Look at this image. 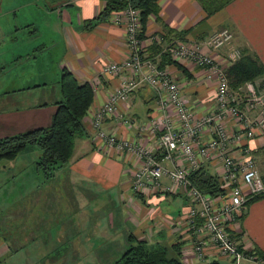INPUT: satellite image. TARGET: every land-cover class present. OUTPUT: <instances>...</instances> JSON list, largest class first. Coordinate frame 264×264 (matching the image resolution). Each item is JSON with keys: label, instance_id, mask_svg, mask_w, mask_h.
I'll use <instances>...</instances> for the list:
<instances>
[{"label": "crops", "instance_id": "1", "mask_svg": "<svg viewBox=\"0 0 264 264\" xmlns=\"http://www.w3.org/2000/svg\"><path fill=\"white\" fill-rule=\"evenodd\" d=\"M45 6L57 13L62 21L58 28L61 36L59 45L64 49L59 61L61 75L52 81L59 84L58 96L51 102L39 100L23 105L16 101L12 107L0 106V127L12 135L51 125L57 110L56 102L62 99L60 80L65 68L75 73L80 82L91 84L94 101L84 116L85 131L76 140L72 158L60 168L64 175V179L59 181L60 191L42 195L41 213L32 212L28 220L33 221L26 223L29 229L30 226L42 229L41 235L50 236L46 240L41 239L45 245L42 264H65L68 260L72 264L83 261L88 264H115L136 240L166 245L170 256L175 254L172 246L182 243V260L186 263L210 264L218 261L226 264L227 259L219 256L211 246L207 247L205 260H199L194 255L193 234L187 225L190 199L183 188L170 189L171 180L163 177L159 188L149 187L144 192H136L133 189V174L142 162L130 152L103 147L93 138L96 112L121 83V75L105 74L103 68L108 63L122 62L130 56L126 27L116 21L118 11L112 12L107 19L97 21L95 18L104 9L105 0H55L45 3ZM223 28L232 29L234 40L213 51L221 63H229L234 49H249L264 64V0H231L213 14H208L200 0H160L159 14L151 16L147 23L143 38L144 55L160 66L167 52V42L184 40L202 43ZM164 32L167 33L165 41H153V36ZM38 39L43 42L34 46ZM44 39L41 34L39 38L29 40L27 48L15 46L13 58L18 59L19 56L21 60L25 56L38 59L51 47ZM55 45L54 42L52 46ZM202 50L209 52L204 45ZM164 61L166 65L160 67L180 83L181 94L194 107L196 117L212 112L216 107L217 86L214 79L207 77L208 71L190 60ZM28 75V80L18 79L14 91L34 87L48 90L49 77L39 73V79H35L33 72ZM256 80L262 83L264 77ZM117 107L123 118L116 114L106 117L103 128L107 133L139 143L167 167L186 166L179 153L174 155V160H168L159 149L163 118L170 114L177 128L180 122L173 111L160 107L158 94L150 84L140 83L130 93L128 102H119ZM225 124L230 133L239 127L234 121L227 120ZM256 132L255 138L235 146L233 155L238 158L252 155L264 175V132L258 129ZM211 137L206 129L202 140L207 142ZM200 168L217 176L222 172L216 158L202 159L200 166L191 172V181L193 172ZM237 222L242 249L264 254V197L248 203ZM18 242L0 235V264H11V257L21 249V245L13 247Z\"/></svg>", "mask_w": 264, "mask_h": 264}, {"label": "built area", "instance_id": "2", "mask_svg": "<svg viewBox=\"0 0 264 264\" xmlns=\"http://www.w3.org/2000/svg\"><path fill=\"white\" fill-rule=\"evenodd\" d=\"M116 21L126 27L130 56L122 62L108 63L103 68L105 74L121 75V83L95 114V142L120 152H130L142 162L133 174V189L136 192H144L149 187L159 188L163 177L171 180L170 189H184L190 199L187 225L193 234L192 250L199 260H205L207 247L211 246L219 256L227 259L226 264H264V256L256 250L242 249L236 227L248 203L264 195V175L252 155L239 158L233 155L235 146L256 137V129L264 132V82L250 80L239 90L231 87L226 69L242 56L241 50L234 49L227 64L221 63L213 54V51L232 43L234 35L229 28L213 33L202 43L184 40L167 42L165 51L174 60L193 61L208 71L209 79L216 81L215 109L197 118L194 107L181 94L180 83L144 55L141 10L132 6L120 10ZM166 34L155 35L152 39L161 43L165 41ZM202 45L209 52H204ZM142 82L156 90L160 107L173 111L180 122L177 128L170 114L163 118L159 149L168 160H174V155L179 153L186 166L167 167L139 143L104 130V119L113 114L122 117L118 113V103L128 102L130 93ZM227 120L234 121L238 129L230 133L225 124ZM206 129L212 137L204 142L202 137ZM245 151L249 153L248 149ZM212 158H216L222 167L219 178L223 191L217 195L202 191L190 180L191 172L200 166L201 160Z\"/></svg>", "mask_w": 264, "mask_h": 264}, {"label": "rangeland", "instance_id": "3", "mask_svg": "<svg viewBox=\"0 0 264 264\" xmlns=\"http://www.w3.org/2000/svg\"><path fill=\"white\" fill-rule=\"evenodd\" d=\"M53 1L55 0H0V106L12 107L16 101L23 105L37 103L39 100L51 102L58 96L59 84L52 81L61 75L59 61L64 49L59 45L61 36L58 28L62 23L61 18L45 6V3ZM229 30L233 33L232 29ZM41 34L51 47L41 53L38 59L25 56L21 60L19 56L18 59L13 58L15 46L27 48L28 41L39 38ZM38 41L34 46L43 42L39 39ZM53 41L56 43L55 47L52 46ZM30 72H33L35 79H39V73L49 77L48 90L34 87L30 90L14 91L15 85L18 86V79L28 80ZM10 133L0 127V138L15 135H9ZM41 155L42 149L39 145H29L14 159H4L0 163V235L17 239L19 242L13 247L21 245V249L11 257V264H42L45 245L41 239L50 237L41 235L42 229H34L32 226L29 229L26 223L33 221L28 220L29 214L41 213L42 195L60 191L59 181L64 179L60 168L66 163L54 170L53 177H49L38 166ZM54 205L57 206V203ZM63 247L66 249L67 246ZM70 262L68 260L65 264H72ZM80 264L88 262L83 261Z\"/></svg>", "mask_w": 264, "mask_h": 264}, {"label": "trees", "instance_id": "4", "mask_svg": "<svg viewBox=\"0 0 264 264\" xmlns=\"http://www.w3.org/2000/svg\"><path fill=\"white\" fill-rule=\"evenodd\" d=\"M230 1L200 0L208 14H213ZM130 6L141 10V38H144L148 20L151 16L157 17L159 14L160 0H105L104 9L95 20L107 19L112 12ZM241 52L242 56L226 69L230 85L234 90H239L247 81L264 77V64L261 59L249 49H242ZM165 59L169 63L176 62L170 53L165 52L160 66L166 65ZM60 85L62 99L56 102L57 110L51 125L0 138V163L4 159H14L29 145L37 144L42 149L38 166L48 176H52L54 170L72 158L76 140L85 131L83 119L94 101V89L90 83L80 82L75 73L67 68L62 73ZM191 179L194 185L210 195H217L223 191L219 176L207 174L201 168L193 172ZM262 197L264 195L257 196L251 201ZM132 237L131 235L130 238ZM172 249L175 254L170 256L169 247L166 245L151 243L148 240H136L115 264H190L182 260V243L173 245ZM257 252L264 256L262 252ZM210 264L220 263L214 261Z\"/></svg>", "mask_w": 264, "mask_h": 264}]
</instances>
